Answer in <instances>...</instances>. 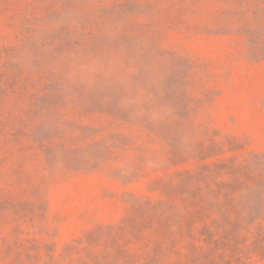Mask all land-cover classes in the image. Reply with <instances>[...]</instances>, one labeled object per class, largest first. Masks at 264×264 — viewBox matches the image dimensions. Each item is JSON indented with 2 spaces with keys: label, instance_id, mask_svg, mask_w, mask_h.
I'll list each match as a JSON object with an SVG mask.
<instances>
[{
  "label": "rangeland",
  "instance_id": "obj_1",
  "mask_svg": "<svg viewBox=\"0 0 264 264\" xmlns=\"http://www.w3.org/2000/svg\"><path fill=\"white\" fill-rule=\"evenodd\" d=\"M0 264H264V0H0Z\"/></svg>",
  "mask_w": 264,
  "mask_h": 264
}]
</instances>
